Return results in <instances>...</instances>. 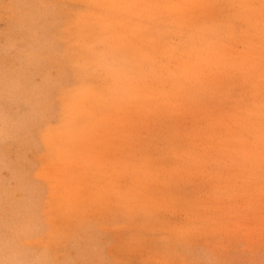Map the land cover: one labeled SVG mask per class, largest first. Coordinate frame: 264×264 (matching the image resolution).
Masks as SVG:
<instances>
[{
  "label": "rangeland",
  "instance_id": "1",
  "mask_svg": "<svg viewBox=\"0 0 264 264\" xmlns=\"http://www.w3.org/2000/svg\"><path fill=\"white\" fill-rule=\"evenodd\" d=\"M0 264H264V0H0Z\"/></svg>",
  "mask_w": 264,
  "mask_h": 264
},
{
  "label": "bare ground",
  "instance_id": "2",
  "mask_svg": "<svg viewBox=\"0 0 264 264\" xmlns=\"http://www.w3.org/2000/svg\"><path fill=\"white\" fill-rule=\"evenodd\" d=\"M62 94V93H61ZM61 96V95H60ZM62 96H63V94H62Z\"/></svg>",
  "mask_w": 264,
  "mask_h": 264
}]
</instances>
